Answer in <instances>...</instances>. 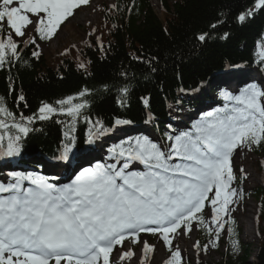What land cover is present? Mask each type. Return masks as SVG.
Wrapping results in <instances>:
<instances>
[{
	"label": "snow or ice",
	"instance_id": "6c2138e0",
	"mask_svg": "<svg viewBox=\"0 0 264 264\" xmlns=\"http://www.w3.org/2000/svg\"><path fill=\"white\" fill-rule=\"evenodd\" d=\"M88 2L0 0V67L6 60L10 63L13 57L19 58V45L14 37H25L27 29L32 27L40 39H51L61 24L74 15V10ZM255 7L264 8V0H256ZM251 14L250 10L247 15ZM245 16L242 13L239 20L244 21ZM5 28L10 31L5 33ZM198 39L204 41L206 34ZM35 42L33 36L31 43ZM221 95L227 101H235L233 107L207 113L202 123L193 126L194 131L166 137L172 143L165 146L147 136L112 146L108 151L114 163L84 168L70 184L62 187L48 183L43 177L11 173L17 178L15 183H0V193L12 192L0 196V264H52L53 261L54 264L62 261L100 264L101 259L102 264H110L114 247L122 245L128 237L133 244L139 243L140 233L159 234L171 250L170 234L185 225L190 231V221L202 213L205 201L212 205L214 234L219 240L224 228L219 223V214L228 213L232 198L239 194L231 187L236 178L231 166L233 152L241 146L251 149L252 145L264 143V88L251 83L239 95L228 91ZM19 99L22 101L24 97L21 95ZM73 101V96L59 100V108L43 104L38 116H21L16 122L15 114L0 97V117L12 118L11 127L22 134L10 137L0 155H19L22 136L34 130L27 125L36 119L47 121L60 113L75 121L85 105ZM96 123L99 125V121ZM4 126L5 119L0 118V127ZM106 131L102 125L97 127L90 132L87 142L92 143ZM68 151L66 147L60 158L67 159ZM137 162L144 170L130 171V166ZM24 179H31L36 187L21 190L20 181ZM199 223H204L202 216ZM208 230L212 232L211 228ZM228 232L231 234L232 229L228 228ZM237 243L232 241L234 250ZM193 246L199 248V241ZM203 247L208 250V245ZM153 250V245L143 242L144 253ZM134 255V251L128 250L120 259L124 261ZM171 256L168 264H180L179 248Z\"/></svg>",
	"mask_w": 264,
	"mask_h": 264
},
{
	"label": "trees",
	"instance_id": "16d2710c",
	"mask_svg": "<svg viewBox=\"0 0 264 264\" xmlns=\"http://www.w3.org/2000/svg\"><path fill=\"white\" fill-rule=\"evenodd\" d=\"M255 4L256 0H158L157 13L150 0H113L103 12L97 40L88 37L52 58L34 45L18 44L19 58L6 60L0 67V97L19 121L21 116H38L43 104L61 107L57 102L68 96L74 97L73 103L85 105L75 121L69 117L57 123L60 113H56L47 121L36 119L28 124L34 130L22 136L20 152L24 157L35 153L55 157L67 147L73 153L84 146L90 132L101 125L108 132L117 120L137 127L125 141L140 138L145 128L162 138L194 131L195 120L176 130L171 109H192L199 98L187 99L184 92L200 82L211 86L214 73L253 61L256 42L264 46V8L256 10ZM250 10L252 14L247 15ZM242 13L244 21L239 20ZM201 34H206L204 41L198 39ZM261 60L264 63V54ZM0 118L10 123L11 137L18 135L10 117ZM3 131L1 127L0 135ZM0 138L2 147H7L8 138ZM256 153L262 157L264 174V143ZM26 163L20 158L14 167L24 169L29 167ZM253 194L261 223L264 186L256 185ZM258 226L260 241L254 257L244 244L237 243L233 249L237 234L234 227L229 234L226 226L227 247L211 264H264V231ZM199 230L202 244L207 236L202 227Z\"/></svg>",
	"mask_w": 264,
	"mask_h": 264
},
{
	"label": "rangeland",
	"instance_id": "374dc122",
	"mask_svg": "<svg viewBox=\"0 0 264 264\" xmlns=\"http://www.w3.org/2000/svg\"><path fill=\"white\" fill-rule=\"evenodd\" d=\"M109 0H89V2L86 5H81L80 8L74 10V15L69 17L65 22H63L60 26V28L57 30L56 34L46 42H43L40 44V50L41 52L47 56V57H54L58 55L59 53H62L64 51H67L71 46L78 43L80 40H82L87 32H96V26L100 22L102 15L99 10V6L107 4ZM150 2L153 3V6L156 8L157 3L155 0H151ZM158 11V10H156ZM34 29L32 27H29L27 29V34L25 37H16L19 40L25 39ZM105 158H109V152L107 150H103L101 153ZM239 154V155H238ZM238 155V156H237ZM110 159V158H109ZM258 159L253 154H248L246 151H244L243 148H240L238 152H236L232 157V168L237 173H240L243 175L244 183H245V189L249 188L250 186H253L255 183L259 182V173L256 170L254 161ZM111 161H114L113 159H110ZM82 161V159H81ZM80 161V162H81ZM110 161V162H111ZM87 162V163H86ZM115 162V161H114ZM77 167V169L74 171V174H79L80 171H82L84 168H95V163L90 162L88 160L82 161ZM243 169V171H241ZM47 170H50V167L47 168ZM141 170H144V167H141ZM3 184H7V182H10V184L15 183L14 179L9 178H3ZM233 188V187H232ZM22 190V187H20ZM237 192L239 193L237 196L233 197V203H231L229 206H232V208H229L228 213H220L219 214V220L223 217L231 214V215H238L239 219H237V222L240 226L241 231V240L244 243H247L250 249L249 255L251 257H254V254L256 253V248L259 244V239L257 238V235L255 234V225H254V215H255V202L251 198H246L244 196L240 197L241 191L239 188H235ZM243 193V192H242ZM5 194L0 193V196H3ZM214 195V193H213ZM246 204L249 205L250 214L247 213L248 210H246ZM205 210H204V216H205V223L208 227L211 229L216 228V224L212 222V205L210 204V201L205 204ZM248 208V207H247ZM248 229V231L245 233V229ZM261 229L264 231V223L261 225ZM190 232H193V236H190ZM144 233H140V242L141 248L139 249V243L133 244L131 242V237H128L122 245L115 246L114 251L118 247H123L127 249L128 245H131L132 251H134L135 255L140 254L141 260L140 264H161L164 259L167 256V246L163 242V240L160 238L159 234L152 235L151 237L144 235ZM196 235V229L195 226L192 225V228L190 231H188L187 226L183 227L182 229L178 230L175 234H170V238H172V247L171 249H177L179 248L181 255L187 256V258L191 261L187 264H193L195 259V249H194V237ZM182 238H179V237ZM130 241L131 244L126 243L127 241ZM147 241L150 245L154 246V250L150 251V258L147 263L142 261V256L145 255L143 252V242ZM179 241V242H178ZM113 251V252H114ZM219 252H216V250H213L212 245L209 243L208 250L204 251L203 259L206 261H217L219 260ZM114 255H111V258H113ZM250 257V259H252ZM134 256L131 261L133 262Z\"/></svg>",
	"mask_w": 264,
	"mask_h": 264
},
{
	"label": "bare ground",
	"instance_id": "6f19581e",
	"mask_svg": "<svg viewBox=\"0 0 264 264\" xmlns=\"http://www.w3.org/2000/svg\"><path fill=\"white\" fill-rule=\"evenodd\" d=\"M77 44V43H76ZM76 44H74V45H76ZM264 52V51H263ZM261 53L262 52H258V53H256V55L257 56H261ZM263 65H264V63H263ZM264 68V67H263ZM263 80V82H264V78L262 79ZM234 90V89H233ZM233 92V91H232ZM3 135H4V133H3ZM80 164V163H79ZM70 167H80V166H78V165H76V164H71L70 165ZM257 170V169H256ZM258 173H260V172H258ZM248 207V208H247ZM249 205H247L246 204V210H248L247 211V213L248 214H250V210L251 209H249ZM229 208H232V206H229ZM197 228H200V227H197ZM202 229H204V228H202ZM248 231V229L246 228L245 229V233ZM203 234H204V232H203ZM190 236H193V232H190ZM179 238H182L181 236L179 237ZM179 242V241H178ZM141 243H139V249H138V251L140 250V248H141ZM121 249H123L122 251H121ZM121 249H117L116 250V252H115V257H114V260L112 261L113 263H111V264H127V263H123V261H121V259H120V257H121V254L123 253V252H125V250H124V248L122 247ZM140 254H137L136 253V255H134V261L133 262H128V264H140Z\"/></svg>",
	"mask_w": 264,
	"mask_h": 264
}]
</instances>
